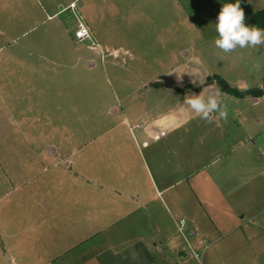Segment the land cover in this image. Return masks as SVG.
<instances>
[{
    "label": "crops",
    "instance_id": "crops-1",
    "mask_svg": "<svg viewBox=\"0 0 264 264\" xmlns=\"http://www.w3.org/2000/svg\"><path fill=\"white\" fill-rule=\"evenodd\" d=\"M204 1L218 3L209 4L218 17L222 2ZM241 1L264 10L255 9L256 0ZM67 14L76 15L69 26ZM116 17L123 52L110 44L120 38ZM78 18L93 46L75 40ZM165 19L182 31L179 53L195 51L202 40L180 0H0V264H189L200 252L215 264L221 248L228 261L256 259V232L210 176L188 173L168 183L144 153L161 132L179 131L193 117L178 104L161 116L129 107L180 88L160 83L145 59H163ZM49 23L48 35L36 36ZM119 67L137 76L135 84L102 106L91 103L93 115L83 117L78 94L94 88L99 72ZM135 120L143 129L133 130Z\"/></svg>",
    "mask_w": 264,
    "mask_h": 264
},
{
    "label": "rangeland",
    "instance_id": "rangeland-1",
    "mask_svg": "<svg viewBox=\"0 0 264 264\" xmlns=\"http://www.w3.org/2000/svg\"><path fill=\"white\" fill-rule=\"evenodd\" d=\"M180 1L192 17L198 30L197 39H201L202 42L197 45L195 51L185 50L179 53V48L175 47L182 41L180 39L183 36L182 31L174 26L172 21L165 19L166 37L163 45V59H155L149 54L145 57L149 60V72L156 74L160 83H171L180 88L177 93L161 91L156 98H152L151 95L147 107L137 106L142 102L141 100L137 105L133 104L129 107L137 114L150 110L154 115L161 116L168 111V108L178 104V107L185 106L191 112L193 117L185 127L167 135L161 132L163 138H159L160 141H149L144 153L154 166L159 167L158 173L161 172L168 183L176 184L186 178L188 173L210 176L227 195V200L239 210L243 217V224L251 232H256L253 234L254 247L259 246L252 249L254 254H258L254 262L246 261L247 258H243L242 254L239 260L228 261L231 254L227 253L226 248H221L222 256L215 264L244 262L245 264H264V98H258V101L252 96L237 98L223 93L216 82L211 84V79L219 76L236 89H239L242 83L246 84V89H261L264 79V51L258 52L257 48H238L230 54L221 52L214 46V40L217 38L215 24L218 22V17L209 9V4L218 3L204 0ZM258 2L256 0L255 9L264 6ZM74 5L75 8H71L72 11L76 9V4ZM65 17L67 26L76 21V15L67 14ZM116 19L115 30L120 33V38L117 35L116 38H112L110 44L123 52L128 48L124 41L123 26L117 17ZM245 24L251 25L248 22ZM50 28V23L40 25L36 36L48 35ZM62 31L64 33L66 28L54 29L52 36H60ZM170 49L171 52L176 49L174 55L169 53ZM176 53H179V56ZM148 65L146 64L145 69ZM127 74L121 67L109 73L99 72L94 78V88L78 94V100L84 101V104L78 102V105L84 108L83 117L93 115L91 103H94V106L100 103L102 106L108 98L110 99V93L118 95L120 88L123 92L125 87L128 89L127 85L133 86L137 76L130 74L128 77ZM191 84L197 86L194 88ZM200 93L218 95L227 107V119L213 114L212 122L209 123L200 119L187 104L183 105L185 96ZM139 96L144 97V92H141ZM170 96L175 98L172 104L167 103L168 100H166ZM153 103H158L157 108L152 105ZM67 106L69 107L70 104ZM184 116L180 113L175 115L179 119ZM139 119L141 120V117ZM138 121H133V130L143 129L144 126ZM86 124L83 125L84 133L85 136H90L88 134L93 131L87 129ZM179 139H182L180 141H183V144L179 143ZM156 152L158 154L163 152V155L158 156ZM178 152L180 156L175 157ZM178 166L182 171H178L176 168ZM154 174L158 177L155 170ZM199 255L200 259L194 257L193 262L189 264H209L202 252ZM179 264L188 263L180 261Z\"/></svg>",
    "mask_w": 264,
    "mask_h": 264
},
{
    "label": "clouds",
    "instance_id": "clouds-1",
    "mask_svg": "<svg viewBox=\"0 0 264 264\" xmlns=\"http://www.w3.org/2000/svg\"><path fill=\"white\" fill-rule=\"evenodd\" d=\"M215 24L217 38L214 46L225 54H230L239 49L257 48L264 45V28L247 26L245 13L240 6V0L235 3L223 4ZM187 104L197 116L209 123L213 114L227 119L226 105L216 94H192L185 96L183 105Z\"/></svg>",
    "mask_w": 264,
    "mask_h": 264
},
{
    "label": "trees",
    "instance_id": "trees-1",
    "mask_svg": "<svg viewBox=\"0 0 264 264\" xmlns=\"http://www.w3.org/2000/svg\"><path fill=\"white\" fill-rule=\"evenodd\" d=\"M220 1L222 2V4L236 2V0H220ZM240 6L245 13V22L250 23L251 26L264 28V10L254 11L250 9L241 0H240ZM211 80H210L211 83L216 82V84L223 93L235 96L237 98H244L246 96H252L254 98L264 97V79H263V87L261 89H246L243 91L231 87L224 79H222L219 76H214L213 79Z\"/></svg>",
    "mask_w": 264,
    "mask_h": 264
},
{
    "label": "built area",
    "instance_id": "built-area-1",
    "mask_svg": "<svg viewBox=\"0 0 264 264\" xmlns=\"http://www.w3.org/2000/svg\"><path fill=\"white\" fill-rule=\"evenodd\" d=\"M71 8H75V5L72 4ZM74 38L79 44L94 45L92 41V33L82 18H78L77 20V28L74 32Z\"/></svg>",
    "mask_w": 264,
    "mask_h": 264
}]
</instances>
